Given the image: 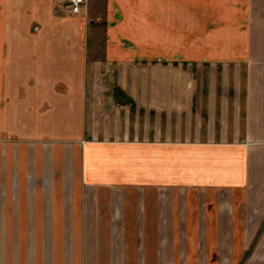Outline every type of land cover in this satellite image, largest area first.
<instances>
[{"label": "crops", "instance_id": "obj_1", "mask_svg": "<svg viewBox=\"0 0 264 264\" xmlns=\"http://www.w3.org/2000/svg\"><path fill=\"white\" fill-rule=\"evenodd\" d=\"M88 3L0 0V264H264V0Z\"/></svg>", "mask_w": 264, "mask_h": 264}, {"label": "built area", "instance_id": "obj_2", "mask_svg": "<svg viewBox=\"0 0 264 264\" xmlns=\"http://www.w3.org/2000/svg\"><path fill=\"white\" fill-rule=\"evenodd\" d=\"M67 8L74 14H81L88 8V0H67Z\"/></svg>", "mask_w": 264, "mask_h": 264}, {"label": "rangeland", "instance_id": "obj_3", "mask_svg": "<svg viewBox=\"0 0 264 264\" xmlns=\"http://www.w3.org/2000/svg\"><path fill=\"white\" fill-rule=\"evenodd\" d=\"M89 4V3H88ZM67 10L69 11V12H71L68 8H67ZM87 10H88V8H87ZM87 10L86 11H84V12H82L81 14H84V13H86L87 12ZM81 14H78V15H81ZM39 234H41V233H39Z\"/></svg>", "mask_w": 264, "mask_h": 264}]
</instances>
